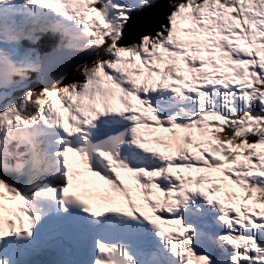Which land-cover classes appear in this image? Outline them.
<instances>
[{
	"label": "snow or ice",
	"instance_id": "snow-or-ice-1",
	"mask_svg": "<svg viewBox=\"0 0 264 264\" xmlns=\"http://www.w3.org/2000/svg\"><path fill=\"white\" fill-rule=\"evenodd\" d=\"M0 264H264V0H0Z\"/></svg>",
	"mask_w": 264,
	"mask_h": 264
},
{
	"label": "trees",
	"instance_id": "trees-1",
	"mask_svg": "<svg viewBox=\"0 0 264 264\" xmlns=\"http://www.w3.org/2000/svg\"><path fill=\"white\" fill-rule=\"evenodd\" d=\"M142 15V14H141Z\"/></svg>",
	"mask_w": 264,
	"mask_h": 264
}]
</instances>
